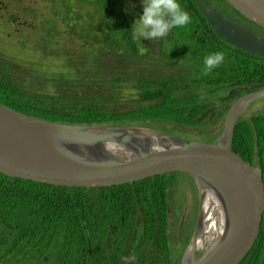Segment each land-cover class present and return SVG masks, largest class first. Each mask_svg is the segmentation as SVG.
I'll return each instance as SVG.
<instances>
[{
	"label": "trees",
	"instance_id": "1",
	"mask_svg": "<svg viewBox=\"0 0 264 264\" xmlns=\"http://www.w3.org/2000/svg\"><path fill=\"white\" fill-rule=\"evenodd\" d=\"M188 6L181 7L191 23L174 28L173 42L183 44L169 59L175 72L166 74L167 57L152 54L142 47L145 40L132 38L142 0H76L75 6L70 0L51 1V14L83 41L89 59L70 62L59 79L41 81L33 71L31 83L25 75L34 67L20 76L22 68L0 60V105L60 124L136 125L171 134L197 131L207 143H216L226 112L238 96L227 94L229 89L264 87V54H240L217 35L214 39L220 42L210 39ZM229 9L247 26L264 31ZM217 51L224 53V62L203 75L204 57ZM232 150L264 170V115L237 119ZM178 175L190 177L170 173L123 185L80 188L0 173V264H121L127 251L125 264H180L182 249L175 248L172 255L167 219L168 192ZM243 264H264V220L261 236Z\"/></svg>",
	"mask_w": 264,
	"mask_h": 264
},
{
	"label": "water",
	"instance_id": "2",
	"mask_svg": "<svg viewBox=\"0 0 264 264\" xmlns=\"http://www.w3.org/2000/svg\"><path fill=\"white\" fill-rule=\"evenodd\" d=\"M223 1L264 29V0ZM201 8L225 42L252 54H264V41L253 31L212 8ZM247 89L255 90L231 105L216 143L185 142L146 126L54 123L0 105V173L52 186L80 188L111 187L170 173L188 174L200 189L201 201L202 188L215 199L219 217L216 242L193 264H243L261 236L264 220L261 170L232 150L238 117L250 102L264 99L262 85ZM171 217L167 215L169 221ZM202 224L199 212L184 260L192 256ZM128 252L121 264L128 260Z\"/></svg>",
	"mask_w": 264,
	"mask_h": 264
},
{
	"label": "rangeland",
	"instance_id": "3",
	"mask_svg": "<svg viewBox=\"0 0 264 264\" xmlns=\"http://www.w3.org/2000/svg\"><path fill=\"white\" fill-rule=\"evenodd\" d=\"M53 0H0V60L11 62L21 69L18 74H24V69L34 67L25 76L30 78L33 71L40 76L41 81L45 77L61 78L63 73L69 71L67 64L88 60L85 58L88 48L83 41L77 40L71 33L68 25L58 18H55L49 8ZM207 5L213 6L224 14L232 16L227 8L219 0H201ZM19 3V4H18ZM76 0H70V5L75 6ZM219 12V11H218ZM8 15H14L15 20L10 21ZM63 29V31H62ZM264 41V31L257 28L248 27ZM184 40V39H183ZM181 42V41H180ZM69 62H66V60ZM133 61V70L136 69ZM167 73L171 69L166 70ZM51 75V76H50ZM264 115V100L251 102L241 115L242 118H249L251 115ZM209 127L212 125L211 118L206 121ZM214 127L207 128L212 130ZM171 134V133H170ZM185 142L200 141L197 131L171 134ZM205 143H207L205 141ZM177 176L173 189L168 192L169 214L172 216L168 223V235L172 255H176L175 248L182 249V253L177 256L179 262H184V253L193 240L197 228L199 212L202 214V201L198 185L193 178ZM215 226L218 228V214L214 211ZM206 227L203 225L196 241V246L192 251L191 264L200 259L211 248L213 241L209 231V221ZM207 234V235H206ZM173 248V249H172ZM126 262V261H125ZM125 264V263H124Z\"/></svg>",
	"mask_w": 264,
	"mask_h": 264
},
{
	"label": "clouds",
	"instance_id": "4",
	"mask_svg": "<svg viewBox=\"0 0 264 264\" xmlns=\"http://www.w3.org/2000/svg\"><path fill=\"white\" fill-rule=\"evenodd\" d=\"M142 6V15L134 21L131 27L133 40H153L167 37L170 29L185 27L191 23L189 13L182 9L178 0H142ZM241 23H244V27L250 28L243 20H241ZM224 60L225 55L222 51L205 56L203 60V75H209ZM201 98L203 99V97ZM167 213L169 214V211Z\"/></svg>",
	"mask_w": 264,
	"mask_h": 264
},
{
	"label": "flooded vegetation",
	"instance_id": "5",
	"mask_svg": "<svg viewBox=\"0 0 264 264\" xmlns=\"http://www.w3.org/2000/svg\"><path fill=\"white\" fill-rule=\"evenodd\" d=\"M19 2L20 0H16V2ZM183 1V3L181 4L179 1V3H180V5L181 6H183L184 4H186V5H189L188 7H189V10H191V13H193V17H195L197 20H199V23H200V25H201V28L203 29V30H205L206 31V33L210 36L209 38L210 39H212V40H214L215 42H220V40L221 41H223V42H225L224 41V39L223 38H221L220 37V40H215L214 39V37H215V35H217L216 33H215V31H214V29H213V27L211 26V24L209 23V19H210V17L209 16H207V15H205L203 12H202V8H201V6H204V7H207V8H212L213 10H215V11H219L218 13L219 14H221V15H223L224 17H226V18H229V19H232V20H234V21H237V22H239L241 25H243L244 26V23H241V19L240 18H235L233 15L231 16V17H229V15H227V14H224L222 11H220V10H217L216 8H214L213 6H209V5H204L203 3H199L198 2V0H185V2H184V0H182ZM19 4V3H18ZM198 9H200V11L198 10ZM9 16V18L11 17V19H10V21L11 22H13L16 18H15V16L14 15H8ZM190 19H191V16H190ZM246 24V23H245ZM175 35V29L174 28H172L171 30H169V34H168V36L167 37H162V38H155V39H153V40H145V42H143V44H142V47H144V48H146V49H148V50H150L151 51V53L152 54H156V55H158V54H163V55H165V58H166V61H165V63H164V69H165V73L167 74V72H166V70H168V69H171V72L170 73H174L175 72V69H176V67H175V64H174V62H173V60L172 61H170L169 59L172 57V56H175V54L176 53H178L179 52V50H180V46L183 44L182 42H173V36ZM218 36V35H217ZM219 37V36H218ZM225 46L229 49V50H231V51H233V52H237V53H240V54H246V53H244V52H247V51H244V50H241V49H237V48H235V47H232V46H230L229 44H227L226 42H225ZM247 53H249V52H247ZM182 56L183 57H185V55H183L182 54ZM186 62H185V60H183L182 59V61L180 62V64H182V65H184ZM169 73V74H170ZM188 74H190V75H192L193 73L191 72V73H188ZM195 74H197V75H200L201 73L200 72H197V73H195ZM197 77V76H196ZM234 84V83H233ZM248 86H257L258 88L261 86V85H233V87H231L230 89H229V91L227 92V94H230V95H233V96H235V95H237L238 94V96L233 100V102H232V104L238 99V98H240L241 96H243V95H245V94H248V93H250V92H252V91H254L255 89H252V90H249V89H247V87ZM259 100H264V99H259ZM255 101V100H254ZM254 101H252V102H254ZM256 101H258V100H256ZM251 103V102H250ZM249 103V104H250ZM231 104V105H232ZM248 104V105H249ZM231 105H230V107H231ZM229 107V108H230ZM246 109V108H245ZM229 110V109H228ZM245 111V110H244ZM244 111L241 113V115L244 113ZM228 112V111H227ZM227 112H226V115H227ZM241 115L239 116V117H241ZM257 115H260V114H257ZM251 116H253V115H251ZM250 116V117H251ZM213 116H211L210 118H212ZM238 117V118H239ZM249 117V118H250ZM225 118H226V116H225ZM248 118V119H249ZM224 124H225V120H224V122H223V127H224ZM221 136V135H220ZM219 136V137H220ZM218 137V138H219ZM217 138V139H218ZM200 140H202L201 138H200ZM256 167H258L260 170H261V173H262V178H263V181H264V170L262 169V168H260V166H256Z\"/></svg>",
	"mask_w": 264,
	"mask_h": 264
},
{
	"label": "bare ground",
	"instance_id": "6",
	"mask_svg": "<svg viewBox=\"0 0 264 264\" xmlns=\"http://www.w3.org/2000/svg\"><path fill=\"white\" fill-rule=\"evenodd\" d=\"M207 191L206 188H202V222H208L209 221V231L211 233V240L213 242H216L218 238V228L215 226L214 221V211L215 209H218L217 203L213 197H211ZM219 219V217H218ZM206 227V223H203ZM221 228V225H220ZM207 235V234H206ZM191 263V256H187V258L184 260V264H190Z\"/></svg>",
	"mask_w": 264,
	"mask_h": 264
}]
</instances>
